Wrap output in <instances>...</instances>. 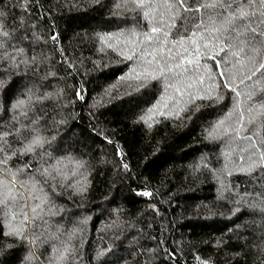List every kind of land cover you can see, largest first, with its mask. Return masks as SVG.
Here are the masks:
<instances>
[{"label": "trees", "instance_id": "1", "mask_svg": "<svg viewBox=\"0 0 264 264\" xmlns=\"http://www.w3.org/2000/svg\"><path fill=\"white\" fill-rule=\"evenodd\" d=\"M22 4H0V129L15 122L39 140L26 159L43 191H31L51 207L27 239L6 235L20 225L0 212V264H264V172L246 171L221 131L264 80L237 97L213 79L211 99L177 104L121 54L144 25L131 0ZM253 55L264 62V44Z\"/></svg>", "mask_w": 264, "mask_h": 264}, {"label": "snow or ice", "instance_id": "2", "mask_svg": "<svg viewBox=\"0 0 264 264\" xmlns=\"http://www.w3.org/2000/svg\"><path fill=\"white\" fill-rule=\"evenodd\" d=\"M35 3L36 0H23L21 10L25 14L34 12ZM131 3L134 5L131 10L142 16L144 25L138 23L137 30L128 36L134 41L128 49L131 54L123 50L121 54L137 62L138 76H151L153 80L162 81L166 89H172L174 103H180L185 95L190 101L211 99L213 79L223 81L222 86L237 97L242 95L241 85L264 80V62L257 63L253 55L264 44V0H212L211 3L202 0H131ZM43 20L47 23L46 17ZM50 29L55 48L60 38L52 26ZM207 61L214 62V76L206 77L202 72L209 68ZM60 63L62 66L63 61ZM228 65L240 71L242 78L238 84ZM220 86L217 82L216 87ZM81 92L82 89L78 96L83 99ZM247 101L248 107L238 113V120L223 126L221 131L232 141V151L240 156L242 167L247 165L246 171L264 172V88H253ZM167 107L169 105H165ZM220 124L224 125V122ZM14 132L19 135L14 136ZM30 137L32 132L18 129L15 122L0 129V212L10 209L14 222L20 225L5 234L24 239L28 238L29 221L32 224L30 231L35 235L40 213L51 207V201L43 205L37 203L38 196L31 191L33 185L38 191L43 188L36 175L41 171L40 167L34 166L33 160L26 159L39 144L38 139ZM120 155L123 157L122 152ZM13 157H17L18 162L10 163ZM123 167L128 169L129 165ZM139 194L153 195L149 191ZM32 242L35 243V239ZM166 254L170 259L175 256L171 250Z\"/></svg>", "mask_w": 264, "mask_h": 264}, {"label": "rangeland", "instance_id": "3", "mask_svg": "<svg viewBox=\"0 0 264 264\" xmlns=\"http://www.w3.org/2000/svg\"><path fill=\"white\" fill-rule=\"evenodd\" d=\"M4 213H6V214H7L6 216L8 217V214H9V213H8L7 211H6V212H4Z\"/></svg>", "mask_w": 264, "mask_h": 264}]
</instances>
